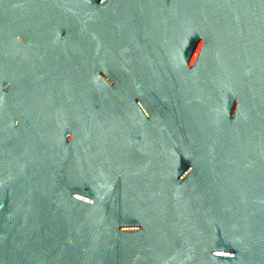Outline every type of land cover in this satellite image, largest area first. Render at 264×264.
Here are the masks:
<instances>
[{
  "label": "water",
  "instance_id": "1",
  "mask_svg": "<svg viewBox=\"0 0 264 264\" xmlns=\"http://www.w3.org/2000/svg\"><path fill=\"white\" fill-rule=\"evenodd\" d=\"M0 264H264V0H0Z\"/></svg>",
  "mask_w": 264,
  "mask_h": 264
}]
</instances>
